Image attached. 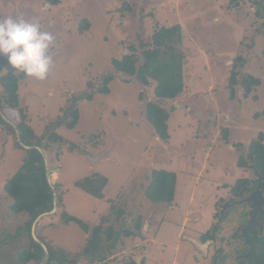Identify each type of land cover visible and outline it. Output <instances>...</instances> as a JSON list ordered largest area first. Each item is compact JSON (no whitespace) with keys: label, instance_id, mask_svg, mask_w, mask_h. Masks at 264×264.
Returning <instances> with one entry per match:
<instances>
[{"label":"rangeland","instance_id":"374dc122","mask_svg":"<svg viewBox=\"0 0 264 264\" xmlns=\"http://www.w3.org/2000/svg\"><path fill=\"white\" fill-rule=\"evenodd\" d=\"M255 2L60 0L51 5L46 0H0V16L37 20L55 37L48 78L20 81L18 109L3 106L0 84V264H17L13 248H22L27 241L21 235L11 245L3 242L7 232L16 235L25 221L8 212L3 190L32 149L26 147L31 141L26 137L20 141L16 134L23 108L37 137L54 131L66 140L35 146L43 154L52 184L61 185L66 211L90 227L103 225L105 236L109 228L117 232L95 255L106 248L112 252L96 263L136 259L138 264H214L192 239L212 225L218 211L215 202L229 197L226 185L250 176L251 170L238 163L247 160L250 142L264 135V10L257 12L260 6ZM82 20L89 26L81 32ZM176 24L181 26L178 47L185 59L184 89L174 101L156 97L155 81L142 86L114 78L109 94L97 91L104 76L114 72L113 58H121L140 41L151 42L157 26ZM237 58L245 61L235 63ZM234 70L238 78L250 74L261 84L247 95L240 86L232 92L228 86ZM92 91L94 97L86 98ZM148 100L169 109L166 141L157 138L145 119ZM74 107L80 117L69 128L67 113ZM69 143L74 150H69ZM156 169L177 174L172 204H155L144 195ZM95 173L108 178L104 198L76 185ZM243 208L233 207L216 224L215 264L236 263L246 252L237 236L245 224ZM54 213L43 217L40 225L57 221ZM40 225L35 235L39 232L62 247L77 264L95 263L83 253L88 234L78 224ZM125 229L135 233L125 235Z\"/></svg>","mask_w":264,"mask_h":264},{"label":"trees","instance_id":"16d2710c","mask_svg":"<svg viewBox=\"0 0 264 264\" xmlns=\"http://www.w3.org/2000/svg\"><path fill=\"white\" fill-rule=\"evenodd\" d=\"M237 1V0H232ZM48 4L57 5L60 0H46ZM261 13L264 10V0H256ZM89 26L88 21L82 20L79 25L80 31H84ZM182 31L180 25L160 26L156 27L152 35V41H140L137 46H130L129 51L124 53L121 58L112 59L113 73L105 75L102 79L101 87L96 88L99 93L109 94V84L114 78H120L124 82H135L142 86H149L151 81H155L154 94L160 100L174 101L184 89L183 77V61L185 54L178 47L182 42ZM243 58H237L235 63H243ZM0 84L2 87L3 106L12 109L19 108V84L26 77L8 68L5 58L0 60ZM234 70L231 73L229 86L232 92L237 86L243 88L245 95L250 93L252 87L259 86L261 80L253 75H241ZM96 91V90H94ZM94 91L86 95V98L92 99ZM143 92V91H142ZM139 94L142 99L143 93ZM175 108V105L172 104ZM23 110V111H22ZM20 110V119L15 124V129L19 131L20 141L26 137L29 141L28 145L32 146L30 153L25 158L20 168L10 177L3 185V190L8 198L7 210L12 212L19 220H25L20 225V230L16 235L8 234L9 237L4 239L8 245L13 240L25 235L27 241L24 247L17 248L12 254L17 260V264H77V258L69 257L66 251L44 239V236L36 232V238L32 235V224L36 218L42 213L50 212L54 208V190L57 192L58 209L54 215L58 214V220L47 224H41L38 221L36 228L52 227L56 223H76L80 228L88 234L87 244L83 253L90 257L92 263L101 262L108 257V252H112L111 248H106V252L96 256L95 253L101 251V246L117 236L115 229L109 228L104 234L103 225L90 227L87 223L70 215L60 198L61 185L55 182L53 186L49 184L46 177V165L44 163L43 154L39 151L38 146L42 148L40 143L45 142H66V140L57 135L54 131H48L47 134L37 137L33 129L28 125L24 108ZM264 115V110H263ZM71 118L66 125L73 128L79 121V109L74 107L67 113ZM144 115L147 123L151 126L157 138L163 142L168 139L167 121L169 118V109L162 106L156 100H148L145 102ZM258 115V114H257ZM259 118V117H258ZM264 135L260 134L257 140H253L249 144V153L247 161L256 163L259 168L264 167ZM69 150H74L75 145L69 143ZM246 160L238 163L244 166ZM108 184V178L100 174H92L82 181L76 182V185L84 189L86 192L97 198H104L103 189ZM177 185L176 172L164 169L153 170L150 183L144 190L145 197L155 204H172L174 202ZM111 200L110 198H106ZM23 214L24 218H19ZM217 216V213H216ZM8 229V228H7ZM135 231L124 230L125 235H133ZM109 238V239H107ZM260 250L264 258V238L258 239ZM46 248V250L44 249ZM8 255V253H7ZM96 263V264H101ZM123 264H137L134 260L124 262ZM258 264V262H256Z\"/></svg>","mask_w":264,"mask_h":264},{"label":"flooded vegetation","instance_id":"af4514ba","mask_svg":"<svg viewBox=\"0 0 264 264\" xmlns=\"http://www.w3.org/2000/svg\"><path fill=\"white\" fill-rule=\"evenodd\" d=\"M244 166L251 170L250 176L246 177L244 181L238 179L234 184L226 185V195L229 197L220 199L218 203L215 202V206L218 208L217 216L215 214L212 225L199 233L196 238L201 242V247L205 246L203 250L206 252L205 257L209 258L210 254V261L214 264L218 259L214 247L218 222L227 218L229 210L237 205H244L245 214L243 212L238 216L245 215V224L237 236L242 238V242L238 245L242 246L246 252L239 255L236 263L234 261L233 264H256V262L264 264L261 246L257 243L258 239L264 238V167L259 168L256 163L247 160Z\"/></svg>","mask_w":264,"mask_h":264},{"label":"clouds","instance_id":"9594fccd","mask_svg":"<svg viewBox=\"0 0 264 264\" xmlns=\"http://www.w3.org/2000/svg\"><path fill=\"white\" fill-rule=\"evenodd\" d=\"M55 37L39 21L21 16H0V57L8 68L25 77L44 81L53 66Z\"/></svg>","mask_w":264,"mask_h":264},{"label":"water","instance_id":"95a60500","mask_svg":"<svg viewBox=\"0 0 264 264\" xmlns=\"http://www.w3.org/2000/svg\"><path fill=\"white\" fill-rule=\"evenodd\" d=\"M16 134H17L18 139L20 140V135H19V131L18 130H16ZM26 147L29 148V149L32 148L31 146H26ZM46 177H47V181L49 182V184H51L53 186L51 178H50L48 170H47V167H46ZM57 208H58V205H57V193L54 190V208L50 212L42 213L41 215H39L36 218V220L33 222V224H32V235H33L34 238H36L35 227H36V224L38 223V221H40L43 217H45L48 214H53L57 210ZM192 242H194L197 245V247L201 248L202 251L205 249V246L201 247V242H199V240L193 238ZM43 263L44 262H42L40 264H43Z\"/></svg>","mask_w":264,"mask_h":264},{"label":"crops","instance_id":"0c3cea01","mask_svg":"<svg viewBox=\"0 0 264 264\" xmlns=\"http://www.w3.org/2000/svg\"><path fill=\"white\" fill-rule=\"evenodd\" d=\"M58 176H59V173H58ZM142 250H143V252H145V253H148V251H149V250H147V248L145 249L146 251L144 250V248H142ZM110 253H111V252H110ZM134 260H135V262L137 263L136 259H134ZM143 263H144V260H143ZM94 264H96V263H94ZM137 264H138V263H137Z\"/></svg>","mask_w":264,"mask_h":264}]
</instances>
